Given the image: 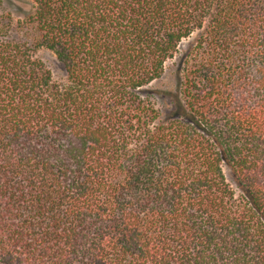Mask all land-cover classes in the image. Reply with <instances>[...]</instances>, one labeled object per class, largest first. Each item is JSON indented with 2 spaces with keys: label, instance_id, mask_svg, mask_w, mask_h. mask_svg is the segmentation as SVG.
I'll return each mask as SVG.
<instances>
[{
  "label": "trees",
  "instance_id": "trees-1",
  "mask_svg": "<svg viewBox=\"0 0 264 264\" xmlns=\"http://www.w3.org/2000/svg\"><path fill=\"white\" fill-rule=\"evenodd\" d=\"M194 33L158 110L143 89ZM0 264H264V0L2 16Z\"/></svg>",
  "mask_w": 264,
  "mask_h": 264
},
{
  "label": "rangeland",
  "instance_id": "rangeland-1",
  "mask_svg": "<svg viewBox=\"0 0 264 264\" xmlns=\"http://www.w3.org/2000/svg\"><path fill=\"white\" fill-rule=\"evenodd\" d=\"M31 3L32 0H0V18L7 13H10L16 20L21 12L29 8ZM195 36L196 33L182 41L175 57L166 62L162 76L143 89V94L151 98L152 103L158 110H163L168 107V100L177 92V83L181 68L179 58L192 44ZM36 57L44 62L55 78L60 77V66L55 62L53 56L49 52L45 50L38 51ZM225 175L234 192L238 195V189L229 171L226 169Z\"/></svg>",
  "mask_w": 264,
  "mask_h": 264
}]
</instances>
